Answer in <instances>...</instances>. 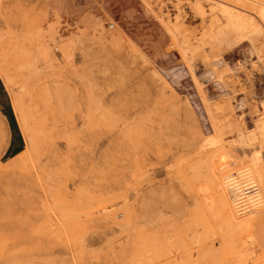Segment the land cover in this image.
<instances>
[{"label": "rangeland", "instance_id": "374dc122", "mask_svg": "<svg viewBox=\"0 0 264 264\" xmlns=\"http://www.w3.org/2000/svg\"><path fill=\"white\" fill-rule=\"evenodd\" d=\"M263 204L264 0H0V264H264Z\"/></svg>", "mask_w": 264, "mask_h": 264}, {"label": "bare ground", "instance_id": "6f19581e", "mask_svg": "<svg viewBox=\"0 0 264 264\" xmlns=\"http://www.w3.org/2000/svg\"><path fill=\"white\" fill-rule=\"evenodd\" d=\"M112 28H114V25H112L111 26ZM16 109V111L18 110L19 111V108L17 109V107L15 108ZM17 115H18V113H17ZM20 115V114H19ZM21 117V116H20ZM20 117H19V119H20ZM20 121V120H19ZM21 124H20V129H21V132H22V135H23V138L25 139V142H26V144L27 145H30V143L32 142V136H31V131H30V129H29V127L27 126V124H25L23 121L22 122H20ZM34 143V142H33ZM27 157H28V149L26 148L20 155H18L15 159H13L11 162H17V163H21V162H24L26 159H27ZM12 166V165H11ZM226 168V167H225ZM258 181V180H257ZM259 182H261V180L259 181ZM252 185V186H251ZM254 184L253 183H250V185H247V189L246 190H242L241 192H239L240 191V189H239V187L237 186V185H235L234 183H233V186H234V188L237 190V192H238V196H237V194L235 193L234 195L232 194V193H230L229 194V196L231 197V200L233 201V200H236V202L234 203V204H238V205H236L237 206V210H238V212L239 213H241V212H243V201L245 200V198H246V196H248L247 197V199H249L250 197H251V199H254V202H255V200L257 199V197H261V195H260V192H259V190H258V192H257V190H255V188L254 187H256L255 185L253 186ZM228 186V185H227ZM240 187H241V185H239ZM232 187V186H231ZM233 189V188H232ZM244 189V188H243ZM257 189H258V186H257ZM235 190V191H236ZM256 192V193H255ZM236 195V196H235ZM228 198V197H227ZM237 198V199H236ZM261 199V198H260ZM260 199H257V200H260ZM229 200V199H228ZM250 201V200H249ZM253 201V200H252ZM260 204V203H259ZM257 205V204H256ZM242 207V208H241ZM245 211V210H244ZM264 211V204L263 205H261V212H263ZM260 212V213H261ZM238 213V214H239ZM236 215V214H235Z\"/></svg>", "mask_w": 264, "mask_h": 264}, {"label": "crops", "instance_id": "0c3cea01", "mask_svg": "<svg viewBox=\"0 0 264 264\" xmlns=\"http://www.w3.org/2000/svg\"><path fill=\"white\" fill-rule=\"evenodd\" d=\"M5 114V113H4ZM7 116V114H6ZM4 115V118L7 121V117ZM8 122V121H7ZM8 127H9V123H8ZM25 140V139H24ZM4 152H13V153H17L16 155H14L11 159L10 162L15 159L18 155H20L25 149H26V142H25V148L22 150L21 149V143L20 140L18 138V135L16 134L15 131H10V138L9 141H6V138L4 139ZM18 142V144H17Z\"/></svg>", "mask_w": 264, "mask_h": 264}, {"label": "trees", "instance_id": "16d2710c", "mask_svg": "<svg viewBox=\"0 0 264 264\" xmlns=\"http://www.w3.org/2000/svg\"><path fill=\"white\" fill-rule=\"evenodd\" d=\"M5 116H6V114H4ZM7 118H8V120H9V122H11L12 123V117H8V115L6 116ZM14 121V120H13ZM17 153H9V157L11 158V157H13L14 155H16Z\"/></svg>", "mask_w": 264, "mask_h": 264}]
</instances>
